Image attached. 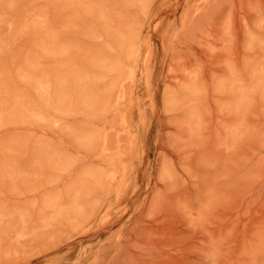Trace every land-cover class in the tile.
Wrapping results in <instances>:
<instances>
[{"label": "rangeland", "instance_id": "1", "mask_svg": "<svg viewBox=\"0 0 264 264\" xmlns=\"http://www.w3.org/2000/svg\"><path fill=\"white\" fill-rule=\"evenodd\" d=\"M0 264H264V0H0Z\"/></svg>", "mask_w": 264, "mask_h": 264}]
</instances>
